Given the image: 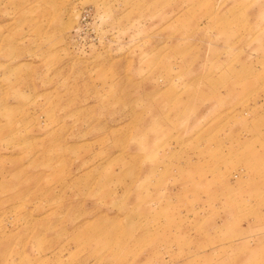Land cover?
I'll return each mask as SVG.
<instances>
[{
  "label": "rangeland",
  "instance_id": "rangeland-1",
  "mask_svg": "<svg viewBox=\"0 0 264 264\" xmlns=\"http://www.w3.org/2000/svg\"><path fill=\"white\" fill-rule=\"evenodd\" d=\"M0 264H264V0H0Z\"/></svg>",
  "mask_w": 264,
  "mask_h": 264
}]
</instances>
